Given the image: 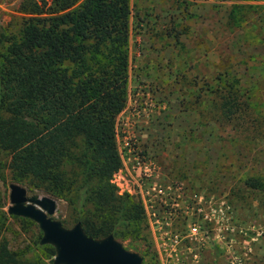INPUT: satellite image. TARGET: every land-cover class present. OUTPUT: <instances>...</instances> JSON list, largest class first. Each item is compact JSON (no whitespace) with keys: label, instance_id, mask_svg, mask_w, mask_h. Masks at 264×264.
<instances>
[{"label":"rangeland","instance_id":"374dc122","mask_svg":"<svg viewBox=\"0 0 264 264\" xmlns=\"http://www.w3.org/2000/svg\"><path fill=\"white\" fill-rule=\"evenodd\" d=\"M29 1L0 0V26L12 39L32 16L23 10ZM128 3L127 103L115 123L119 144L126 133L154 140L169 174L227 199L235 229L230 253L213 245L201 264H232V256L242 264H264V0ZM222 98L229 103L227 116L219 108ZM0 159L7 185L14 183L9 156ZM52 199V218L71 228V209ZM20 226L8 222L12 249L27 243ZM37 230L36 224L30 228ZM141 235L121 243L144 264H156Z\"/></svg>","mask_w":264,"mask_h":264},{"label":"trees","instance_id":"16d2710c","mask_svg":"<svg viewBox=\"0 0 264 264\" xmlns=\"http://www.w3.org/2000/svg\"><path fill=\"white\" fill-rule=\"evenodd\" d=\"M23 10L32 16L18 39L0 26V155L10 158L12 182L66 202L72 224L92 238L140 239V205L111 182L127 103L128 0H30ZM3 169L0 159V264H53L35 223L2 210ZM10 220L28 235L16 249L5 236Z\"/></svg>","mask_w":264,"mask_h":264},{"label":"built area","instance_id":"2783aa9c","mask_svg":"<svg viewBox=\"0 0 264 264\" xmlns=\"http://www.w3.org/2000/svg\"><path fill=\"white\" fill-rule=\"evenodd\" d=\"M120 140L121 167L111 182L120 195L140 205L144 239L155 263L201 264L216 244L229 254L235 229L227 199L164 172L160 157L136 134L126 133ZM232 257V264H242Z\"/></svg>","mask_w":264,"mask_h":264},{"label":"water","instance_id":"95a60500","mask_svg":"<svg viewBox=\"0 0 264 264\" xmlns=\"http://www.w3.org/2000/svg\"><path fill=\"white\" fill-rule=\"evenodd\" d=\"M7 214L35 223L41 232L40 245L55 250L53 264H143V257L128 250L112 235L92 238L79 222L66 228L60 218L53 219L57 209L54 199L30 194L16 183L8 185Z\"/></svg>","mask_w":264,"mask_h":264},{"label":"crops","instance_id":"0c3cea01","mask_svg":"<svg viewBox=\"0 0 264 264\" xmlns=\"http://www.w3.org/2000/svg\"><path fill=\"white\" fill-rule=\"evenodd\" d=\"M116 141H117V138H116ZM154 140H152V139H150L149 141H147V144L149 145V147L151 148V150L154 152V149H153V146H152V142H153ZM117 144H118V141H117ZM165 162V161H164ZM161 164H162V166H163V171L164 172H167L168 171V168H167V165H165V163H163L162 161H161Z\"/></svg>","mask_w":264,"mask_h":264}]
</instances>
